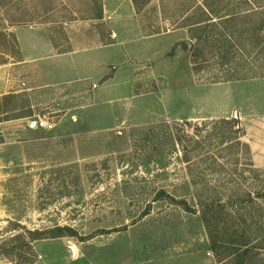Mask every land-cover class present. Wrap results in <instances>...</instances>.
I'll use <instances>...</instances> for the list:
<instances>
[{"label": "rangeland", "instance_id": "rangeland-1", "mask_svg": "<svg viewBox=\"0 0 264 264\" xmlns=\"http://www.w3.org/2000/svg\"><path fill=\"white\" fill-rule=\"evenodd\" d=\"M33 25L75 51L0 90L47 121L0 126V264H264V0H0V63Z\"/></svg>", "mask_w": 264, "mask_h": 264}, {"label": "crops", "instance_id": "crops-1", "mask_svg": "<svg viewBox=\"0 0 264 264\" xmlns=\"http://www.w3.org/2000/svg\"><path fill=\"white\" fill-rule=\"evenodd\" d=\"M14 36L18 43L19 58L16 62L0 63V90L2 91H6L4 87L9 86V84L13 83L15 74L17 73L21 75L22 82H24L25 85L27 86L25 87L21 86V88L19 89H14L13 92L15 93L21 92V91H27L28 86L29 87H37V86L39 87L41 85H50L51 83L48 80L43 79L42 76H43V72H45V68L39 67L37 65L38 61H41L45 58L56 57L57 60H55V63H58V62L60 63L58 59L59 57L69 55L71 52L75 51V50H72L71 48L70 49L68 48L67 50L56 52L54 50V46H53V43L51 42V38L49 36L47 28L41 25L18 27L17 29L14 30ZM21 43H23V45ZM111 45L112 43L109 41L105 43L103 46H111ZM102 56L103 57L96 58L93 61H87L86 56H81L83 57L81 58L82 62L80 61H78L77 63L75 62L74 66L76 68L80 65H84L88 67L87 72H85V74H83L84 76L81 77V79L87 84L84 87H88L90 84H92L93 81L95 82V80H99L104 76L105 71L101 72L100 74L98 73L99 75H96V76L94 75V72H95L94 69H96L97 66H101V67L107 66L106 59L110 57L106 56L105 51H103ZM70 63L71 62H68V64H66L68 65L67 67H69V69L75 68L73 66H69ZM61 69H65V66L58 67L57 69L50 70L49 72L55 73L56 75L60 76L59 72ZM37 76H39V79L41 78V82L40 81L38 82V80L35 79L37 78ZM4 80H7V82L5 83ZM239 84L241 85H239L240 90L238 92L241 93L242 96L248 97V100H250L249 105H251V107H254L251 109H255V111H257V115L256 114L250 115L247 113V110H245L244 112H246V114L249 115L248 119L257 118L256 125L260 129L258 131L259 135L257 139V144L263 146L264 140L260 139L259 137L264 136V100L261 99V96L264 97V79H261V83L257 85L258 90L254 94L246 93L247 86L249 85H245V83H239ZM229 85L230 84L226 86L227 89ZM225 90L226 89H224L223 91L224 93L226 92ZM253 96L254 97L257 96L255 100H252L254 98ZM232 104L236 105L237 103H232ZM229 106H230V103L226 104L225 108L228 109ZM234 112H236V110H234ZM244 116H245L244 117L245 120H247V117H246L247 115H244ZM259 117H261V119H259ZM24 118L25 117L23 118L17 117V118H11V119H6V120L1 119L0 126L1 127H12L16 129V131L18 132L22 131L23 129L26 130L27 132L33 130V128L29 126L30 119H24ZM251 121H252L251 119L247 121L248 124ZM23 122L26 124V126L24 124V126L22 127Z\"/></svg>", "mask_w": 264, "mask_h": 264}, {"label": "built area", "instance_id": "built-area-1", "mask_svg": "<svg viewBox=\"0 0 264 264\" xmlns=\"http://www.w3.org/2000/svg\"><path fill=\"white\" fill-rule=\"evenodd\" d=\"M35 125L39 126V127H44V126L47 125V121H45L44 119L39 118V119L35 120Z\"/></svg>", "mask_w": 264, "mask_h": 264}, {"label": "water", "instance_id": "water-1", "mask_svg": "<svg viewBox=\"0 0 264 264\" xmlns=\"http://www.w3.org/2000/svg\"><path fill=\"white\" fill-rule=\"evenodd\" d=\"M235 115H236V112H234ZM35 125V120H30V123H29V126L33 127Z\"/></svg>", "mask_w": 264, "mask_h": 264}]
</instances>
